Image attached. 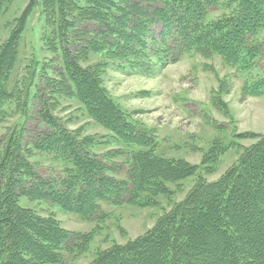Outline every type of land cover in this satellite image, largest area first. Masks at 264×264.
<instances>
[{
    "label": "trees",
    "instance_id": "trees-1",
    "mask_svg": "<svg viewBox=\"0 0 264 264\" xmlns=\"http://www.w3.org/2000/svg\"><path fill=\"white\" fill-rule=\"evenodd\" d=\"M16 1L0 0V19ZM37 8L41 51L54 57L47 62L37 51L18 91L11 82ZM220 8L224 15L211 18ZM263 28L264 0H30L0 47V111L16 97L22 108L19 128L0 141V264H68L67 255L74 260L92 241V234L70 233L52 216L22 207V197L92 220L103 217V203L158 206L159 195L171 194L167 184L197 175L186 198L153 229L101 252L92 264H264V135H239L258 141L207 182L202 174L211 173L215 159L205 156L195 166L157 155L153 134L131 119L104 82L110 71H148L152 54L164 65L212 53L241 74L259 70L243 95L264 98V41L254 39ZM92 56L100 60L86 65ZM58 97L76 100L127 149L115 153L127 155L125 178L114 175L119 167L107 156L93 152L94 137L56 116ZM34 109L41 131L32 137L27 125ZM37 154L59 161L62 175L40 174L32 160Z\"/></svg>",
    "mask_w": 264,
    "mask_h": 264
},
{
    "label": "rangeland",
    "instance_id": "rangeland-1",
    "mask_svg": "<svg viewBox=\"0 0 264 264\" xmlns=\"http://www.w3.org/2000/svg\"><path fill=\"white\" fill-rule=\"evenodd\" d=\"M29 1L17 0L0 19V47L12 33L16 19ZM224 13L222 8L214 10L211 18L221 17ZM39 14L40 9L37 8L24 34L21 60L11 82V87L18 91H22L23 82L29 78V68L37 51H40L41 59L47 62L54 57L45 50L41 51L42 43L38 40L41 31ZM254 39L264 41V28ZM98 58L92 56L86 65L96 63L100 60ZM151 58L148 71L139 74L108 72L104 77L107 90L129 112L136 124L153 134L158 143L157 155L183 159L195 166H201L204 157L210 156L215 159L210 166L212 171L202 175L207 182L217 181L240 159L246 148L258 141L254 137L241 138L239 135H264V98L243 95L246 82L256 79L260 71L241 74L221 56L212 53H190L176 63L164 65L158 63L156 54H152ZM18 100V97L9 100L0 111V141L19 128L22 108ZM57 100L56 116L71 130H80L83 137H94L97 145L93 152L98 156H107L108 161L119 167L114 175L125 178L127 155L115 153L121 150L126 152L127 149L90 119L76 100L62 97ZM36 112L34 109L27 125L32 137L33 132L41 131ZM32 160L40 174L62 175L63 165L59 161L41 154ZM197 177L179 184H167L171 194L159 195L158 206H113L103 203V217L92 220L64 212L47 202L30 201L26 197L21 198L20 205L40 216H52L70 233L92 234L86 252L74 260L67 255L68 264H92L101 252L116 245H126L153 229L165 213L186 198L196 185Z\"/></svg>",
    "mask_w": 264,
    "mask_h": 264
}]
</instances>
